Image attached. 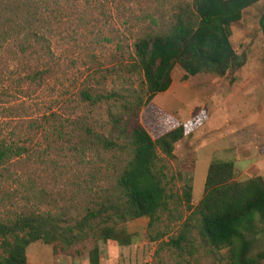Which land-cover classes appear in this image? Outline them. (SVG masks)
I'll list each match as a JSON object with an SVG mask.
<instances>
[{
  "label": "rangeland",
  "instance_id": "rangeland-1",
  "mask_svg": "<svg viewBox=\"0 0 264 264\" xmlns=\"http://www.w3.org/2000/svg\"><path fill=\"white\" fill-rule=\"evenodd\" d=\"M23 6L42 11L41 41L26 40L17 30ZM263 12L264 0H258L230 25L229 40L242 65L223 75L185 77L175 64L168 89L141 108L139 121L153 138L178 125H185L186 134L165 159L173 193L166 208L151 222L123 221L111 207L123 201L116 177L129 158L127 140L112 122L121 104L91 106L80 92L116 91L126 98L143 93L142 74L133 66L135 42L165 33L179 16L194 17L192 0H0V140L25 147L0 168V221L35 212L75 226L101 211L89 218L91 224L115 226L134 239L120 245L89 235L68 248L38 240L25 248V264H90L94 247L99 264L230 262L227 248L214 247L201 234L193 210L212 162H232L233 181H264ZM86 126L121 147L90 142ZM180 235L185 238L179 245L170 242ZM246 237L247 256L264 251V217L256 216Z\"/></svg>",
  "mask_w": 264,
  "mask_h": 264
},
{
  "label": "trees",
  "instance_id": "trees-1",
  "mask_svg": "<svg viewBox=\"0 0 264 264\" xmlns=\"http://www.w3.org/2000/svg\"><path fill=\"white\" fill-rule=\"evenodd\" d=\"M258 0H192L194 17H178L172 26L161 34L147 35L134 44L133 66L142 74L143 93L136 92L129 98L116 91L97 92L83 89L82 100L95 106L103 101L120 102L121 112L112 122L118 136L127 140L129 158L116 177V191L123 201L112 205L116 218L148 217L150 222L158 211L165 209L173 193L168 189V167L165 159L174 156V144L185 134V125H178L157 138H153L139 121V113L159 92L171 84V70L178 64L185 77L200 72L223 75L227 70L242 65L229 40L230 25L241 18L244 8ZM264 12L260 17L262 23ZM46 25L41 10L27 6L21 8L15 19L17 30L26 40L43 39ZM22 50V49H21ZM86 131L93 140L106 149L120 148L113 139ZM25 147L0 140V168L14 156L21 155ZM233 163L215 161L209 164L204 181V195L193 212L198 214L201 234L216 248H227L230 262L227 264H259L264 251L256 257L247 256L249 239L246 234L253 227L256 216L264 217V181L249 178L233 181ZM184 199L190 201V191H184ZM118 197V198H119ZM191 208V205L189 206ZM101 216V211H91L75 226H62L60 219L46 213H23L7 221H0V264H25V248L34 241L45 244H61L68 248L89 235L103 241L114 239L120 245H128L133 238L115 226L91 224L89 218ZM185 237L171 238L179 245ZM90 264H99L98 250L90 251Z\"/></svg>",
  "mask_w": 264,
  "mask_h": 264
}]
</instances>
